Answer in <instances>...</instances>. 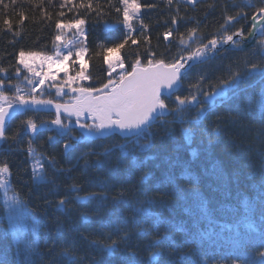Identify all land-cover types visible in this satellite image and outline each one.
Returning a JSON list of instances; mask_svg holds the SVG:
<instances>
[{
	"label": "trees",
	"instance_id": "1",
	"mask_svg": "<svg viewBox=\"0 0 264 264\" xmlns=\"http://www.w3.org/2000/svg\"><path fill=\"white\" fill-rule=\"evenodd\" d=\"M87 0H74L65 7H61L63 0H3L0 4V67L7 69L5 86L19 83L15 76L20 51L42 52L53 55L56 50L55 36L57 21L64 23L84 19L87 27V56L86 73L90 80L82 83L83 86H101L108 79L106 62L103 60L99 45L111 46L121 42L127 35V30L117 23L119 14L108 7L109 0H92L93 4H100L106 13L98 16L86 8L78 5ZM114 6H119V0H111ZM238 2V0H237ZM257 6L264 4V0H254ZM142 10L140 19L133 21L135 32L133 38L138 40L137 45H128L121 50L120 56L124 59L126 70L139 58L142 64L146 63L149 50L156 53L154 59H163L169 63L182 50L178 36H187L191 28L198 29V36L202 43L217 35L224 23L225 11L228 15H235L237 9L233 7L232 0H199L192 6L184 0H173L171 6L166 0H140ZM214 3V7H209ZM4 5H8L7 8ZM177 8L179 11L177 12ZM46 10V11H45ZM63 11L64 16L58 13ZM248 19H241L233 23L229 33L243 28L245 35L250 30L251 16L254 9H245ZM27 17L21 25L20 13ZM110 13V14H108ZM50 15V19L48 16ZM176 23L173 24V18ZM12 22V31H8L3 21ZM106 23L112 25L111 30L106 29ZM171 30L172 36L165 39L164 33ZM19 33V35H15ZM260 39V37L258 38ZM257 39V40H258ZM254 42L241 43L238 48H229L218 51L203 65L192 69L190 81L185 82L182 94L189 91L188 83H194L199 74L205 77L204 91H208L209 84H216L222 78H228L231 69L239 68L244 71L245 61L249 63L259 61V55L254 52ZM22 70V69H21ZM5 74L0 73V77ZM264 89L259 76L249 77L242 82L235 93L226 98H218L216 107L211 110L207 105L205 117L196 122V111L189 113L186 119L194 123L167 124L159 123L153 127L152 135L142 138L139 143H151L146 151L137 150V163L134 165L130 159H118V152L108 156L103 153L104 146L113 143L110 139L103 141L95 138L84 140H69L57 138L52 142L49 136H56L55 132H42L32 142L38 152L47 157H54L59 171H53L45 163V171L50 183L47 185H34L32 183L30 158L28 154L31 133L21 131L15 140L3 141L0 150V164H7L11 171V182L14 189L20 194L26 211L38 222L39 242L43 259L37 264H48L53 252H59L62 246H75L79 254H90L98 264H125V261L141 260L148 256V248L141 240L139 234L129 225V241L127 246H120V250L111 256L101 255L89 247L92 240L105 242V233L109 232L106 225H115L124 217L131 218L132 213L127 205L120 202L113 204V197L123 191L126 199L144 200L153 197L158 201L155 211L160 214L164 222L161 231L171 224L183 223L185 227L206 232L201 251L208 264H248L255 258L259 259L253 241H241L234 231L222 227L231 224L234 220L229 211L238 205L237 193H245L249 198H255L256 190L253 185L260 183V172L264 170V136L259 134L261 118L255 111L259 94ZM43 99H52L55 103H70L68 99H58L55 93L43 91ZM13 95L12 91L7 92ZM39 96V93H36ZM202 98V97H201ZM171 105L170 101H166ZM32 118L37 124L41 121H50L55 118L53 113H28L15 120L7 135L15 132L21 120ZM65 117L62 116L63 120ZM169 121L173 116L167 117ZM89 123V122H88ZM192 132V141L184 139L183 129ZM81 131L78 126L73 132L79 137ZM117 142L124 143L117 137ZM71 143L73 148L65 152L63 144ZM99 165V166H97ZM256 175L250 176L252 169ZM188 173L198 184L187 179H179L182 174ZM147 176L145 181L143 178ZM169 177L177 178L182 189L192 190L198 188L203 200L208 202L212 213V223L199 215L196 202L180 199L175 195L163 196V203H159L162 193L155 191L163 186L164 192H173L175 184L169 182ZM73 184L78 191H69ZM97 193L88 201H77L76 195L89 196ZM65 200V206H59V201ZM191 210L193 215H189ZM151 228V224L146 225ZM8 229L9 231H6ZM244 229L241 228L243 234ZM175 238L181 240L179 234ZM113 239L117 237L112 236ZM139 244V247L137 245ZM264 251V249H259ZM137 255L133 256L132 253ZM0 259L5 264H19L23 259L16 254L14 230L5 206L4 194L0 191ZM166 259V257H164Z\"/></svg>",
	"mask_w": 264,
	"mask_h": 264
},
{
	"label": "snow or ice",
	"instance_id": "2",
	"mask_svg": "<svg viewBox=\"0 0 264 264\" xmlns=\"http://www.w3.org/2000/svg\"><path fill=\"white\" fill-rule=\"evenodd\" d=\"M43 0H41V3ZM188 5L195 6L199 0H184ZM15 3V0H13ZM72 3L74 0H63L61 7ZM167 5L171 6L173 0H166ZM233 7L237 9L235 15H228L225 11L224 23L221 24L220 32L209 38L206 43H202V37L198 36V29L191 28L188 30L187 36L184 34L178 36L179 44L182 50L172 59L171 62L165 63L163 59H154L155 52L149 50L146 57V63L142 64L139 58L135 59L134 63L126 70L124 59L120 56L122 49L131 41L132 45H137L138 40L133 38L135 28L133 21H138L143 25L140 19L142 4L140 0H119V6H114L109 0L108 7L113 8L119 14L117 23L122 25L127 30L126 37L118 43L111 46L99 45L101 52L98 55L103 57L107 63L108 79L101 86H83L73 87L72 85L78 81L90 80L91 77L86 75L84 70L83 57L88 51L81 45L87 40L82 26L85 25L84 19H76L75 22L64 23L57 21L55 27L57 34L55 36L56 50L54 55H46L42 52H25L18 53V64L23 65L29 76L20 77V68L16 69L15 76L18 79L26 81L30 88L21 87L20 83L9 84L6 88L5 81L7 77V69L0 67V73H4L0 77V141L8 139L15 140L20 135L21 131L25 134L31 133L29 147L27 149L30 158V168L32 183L34 185H47L50 183L45 171V163L53 171H59L54 157H47L38 152L32 147L33 140L44 132H55L56 136H49V141H56L57 138L69 140H84L95 138L103 141L110 139L113 143L104 146L103 153L100 155L108 156L113 152H118V159H130L131 162L139 166L137 163V150L143 152L151 147V143L141 144L139 141L142 138H148L152 135V129L158 123L160 125L167 124H186L194 123L186 119L190 112L196 111V122L202 120L206 115V109L202 105H207V109L211 110L216 107L218 98H226L230 93H235L240 84L249 77L259 76L261 83L264 84V4L257 6L254 0H232ZM3 4V0H0ZM214 3L209 7H214ZM5 8L8 5H4ZM79 8H86L91 12H96L98 16H103L106 13L100 4L94 5L92 0L81 2ZM245 9H254V14L251 16V28L244 33L243 28L235 29L229 33L230 26L233 23H239L241 19H248ZM46 11V10H45ZM179 8H177V12ZM110 14V13H108ZM59 16H64L63 11L58 13ZM27 17L23 12L20 13L19 23L22 25ZM50 19V15L48 16ZM175 24L176 18H173ZM3 25L8 31H12V22L9 19L3 21ZM113 26L106 23V29L111 30ZM76 30V34L81 39L68 40L66 32ZM19 35V33H15ZM172 36V31L164 33L165 39ZM239 37L240 39H234ZM248 37H251L255 44L254 52L259 55V61L249 63L245 61L244 71L239 68L229 70L228 78H222L216 84H209L208 91H204L205 77L199 74L194 83H188L189 91L186 95L182 94V89L185 87V82L190 81L192 69L199 65H203L209 59L210 53H216L218 47L231 44L233 48H238L240 44ZM257 37L260 39L257 40ZM61 45L66 52L61 51ZM73 55L80 60V69L75 76L65 75L67 79L63 81L67 85L74 96L70 103H55L52 99H43L44 92L40 89L44 87L45 81L50 80V87H56V78L59 72H53V65L63 66L69 61ZM115 56V59L112 57ZM31 59L39 62V70H35L32 64L26 61ZM75 63V61H74ZM45 66L47 71H45ZM120 69L117 76L114 78L113 73ZM39 77V79H34ZM12 91L13 95H8L7 92ZM39 92V96L36 93ZM63 87H57L56 95H65ZM202 97V98H201ZM166 101H170L166 103ZM55 109V118L50 121H41L39 124L34 119L28 118L21 120L17 125L15 132L11 136L7 135L13 122L21 116H26L28 113L39 114L41 112H50ZM255 111L261 118V128L259 134L264 136V89L259 94V99L256 102ZM64 113L65 118L61 119V114ZM82 116H91L92 123L82 122ZM173 116L169 121L167 117ZM75 117V120L71 119ZM80 129L79 137H74L72 134L75 127ZM184 139L191 143L192 132L188 128L183 129ZM122 138L124 143L117 142L116 138ZM65 152L73 148L71 143L63 144ZM99 166V165H97ZM11 171L7 164H0V191L4 194L5 206L8 215L11 219L20 220L21 228L15 229L14 239L16 245L17 256L23 259L19 264H37L38 260L43 259V254L40 250L39 242L36 239L39 234L38 222L35 221L29 212L26 211L23 200L20 194L14 189L11 182ZM250 176L256 175V169L253 168L249 173ZM260 183L253 185L256 190L255 198H249L245 193L238 192V205L229 209L234 217L231 224L222 225L229 231H234L236 236L241 241H253L259 259L255 258L248 264H264V170L260 172ZM147 180V176L143 178ZM179 179H187L191 183L198 184V180H194L190 174L184 173ZM169 182L175 184L173 192H164L163 186H158L155 191L161 192L162 196L159 203H163V196L175 195L180 199L191 198L196 202L199 210V215L203 219H207L212 223V213L208 207V202L203 200L198 188L192 190L182 189L177 182V178L169 177ZM70 192L78 191L77 185L73 184L69 189ZM11 193V195H9ZM97 193H90L89 196L76 195L77 201H88L90 197L97 196ZM120 202L127 205L128 210L132 213L131 218L124 217L115 225H106L110 230L105 233L107 240L101 242L92 240L89 247L98 251L102 256H111L120 250V246L125 247L129 241V225L139 234V237L145 242L148 248V256L139 261H125V264H208L204 253L201 251L203 241L207 235L195 229L185 227L183 223L171 224L168 228L161 231L162 224L160 214L155 211L158 201L153 197H147L144 200L135 198V200L126 199L125 192L121 191L113 197V204L117 206ZM59 206H65V200L59 201ZM189 215H193L191 210ZM30 224V231L28 225ZM151 224V228L146 225ZM241 228L244 229L243 234ZM6 231H9L6 229ZM172 233L179 234L182 239L178 240ZM115 235L117 238L113 239ZM139 247V244L137 245ZM80 250L75 246H62L59 252H53L48 264H98L90 254H79ZM137 255L136 252L132 253ZM166 257V259H164ZM0 264H5L3 259H0Z\"/></svg>",
	"mask_w": 264,
	"mask_h": 264
},
{
	"label": "rangeland",
	"instance_id": "3",
	"mask_svg": "<svg viewBox=\"0 0 264 264\" xmlns=\"http://www.w3.org/2000/svg\"><path fill=\"white\" fill-rule=\"evenodd\" d=\"M82 28H83L85 34L87 35V27H86V24L83 25ZM65 32H66V39H68V40L81 39L76 34V30L75 29H73L71 32H67V30H65ZM81 46L84 47V48H86V41ZM61 51L66 52L67 49H64L63 46L61 45ZM86 56H87V52H86V54L83 57L84 70L86 69ZM112 59H115V56H113ZM74 61H75V63H74ZM26 62L29 63V64H32L35 70H37V71L39 70V62L38 61H33L31 59H28ZM106 66H107V63H106ZM20 69H22L20 71V77L21 78H23L24 76H29L30 78H32L31 77V74L27 72V69H25L23 67V65H20ZM79 69H80V60L75 55H73V57L69 61H67L66 64L63 65V66L53 65V72L54 73H56L57 71L59 72V75L56 78V87H50L51 81L50 80H46L45 81V84H44V87L40 89V92L49 91V92L55 93V96L58 99H68V100H71L72 101L73 98H74V96L77 95V94L72 93L70 91L69 87L63 83V81L67 79V76L65 75V73H67V75L75 76L76 75V72ZM44 70L47 71L46 66H45V69ZM119 71H120V69H117V72L113 73V77L114 78L117 76V73H119ZM85 73H86V71H85ZM86 75H87V73H86ZM34 79H37L38 80L39 77H35ZM86 81H88V80L78 81L75 84H73L72 86L73 87L79 86V85H81L82 83H84ZM19 83L21 84V87H24L26 89L31 87V85H28L26 83V81H23L22 79H20ZM57 87H63L64 93H66V94L65 95H62V96L56 95ZM9 195H11V193H9ZM4 201H5V199H4ZM10 221H11L12 229L13 230H14V226H15V229L21 228L22 223H21L20 220L17 219V220L14 221L13 219L10 218ZM27 227H28V230L30 231V224Z\"/></svg>",
	"mask_w": 264,
	"mask_h": 264
},
{
	"label": "water",
	"instance_id": "4",
	"mask_svg": "<svg viewBox=\"0 0 264 264\" xmlns=\"http://www.w3.org/2000/svg\"><path fill=\"white\" fill-rule=\"evenodd\" d=\"M251 24H252V21H250V25H251ZM258 38H259V37H257V39H258ZM234 39H240V38H239V37H234ZM243 42L250 44V43H252L253 41H252L251 37H248V38H247L245 41H243ZM231 47H232L231 44L220 46V47L217 48L216 53H217L218 51H221V50H223V49H229V48H231ZM216 53H210V55H209L210 58H211L212 56H214ZM41 113H53V114H55V109L53 108L52 111H50V112H41ZM65 115H66V114L62 113V114H61V117H62V116H65ZM71 119L75 120V117H72ZM81 121H82V122H93L92 119H91V116H82V117H81ZM79 130H80V129H79ZM2 145H3V141H0V149H1Z\"/></svg>",
	"mask_w": 264,
	"mask_h": 264
}]
</instances>
